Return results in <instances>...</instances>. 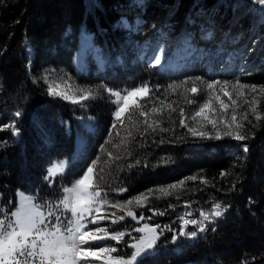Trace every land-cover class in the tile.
<instances>
[{
    "label": "trees",
    "instance_id": "trees-1",
    "mask_svg": "<svg viewBox=\"0 0 264 264\" xmlns=\"http://www.w3.org/2000/svg\"><path fill=\"white\" fill-rule=\"evenodd\" d=\"M256 13L252 0H146L143 4L136 0H0V205L11 201L14 207L18 191L38 195L42 203L57 201L62 188L83 174L85 162L72 163L63 178L53 180L47 179V169L55 161L72 160L77 119L92 116L101 131L92 160L97 161L95 183L111 194L109 200L123 201L154 186L185 181L170 190L171 195L149 194L147 207L132 206L138 213H165L159 222L177 233L185 204L199 211L219 202L227 209L203 236L193 243L182 242L181 248L169 242L173 232L165 234L145 264H263L264 118L257 121L245 103L236 115L246 140L193 137L179 124L180 110L188 117L186 123L192 124L196 105L187 101L202 103L207 95L205 83L223 76L209 73L200 64L161 72L148 62H134L137 47L156 41L161 31L166 32L163 43L168 56L202 23L213 31V39L223 38L217 35L220 30L241 33L243 40L237 47L246 53L259 40L248 54L250 65L240 81L264 87V21ZM123 20L131 30L121 26ZM83 31L92 35L109 60L104 73H95L91 67L87 74H77L74 57ZM214 43L205 41L213 50ZM45 76L49 81H69L77 96V89H90L95 99L83 101L82 107L50 96ZM143 84L152 91L140 103L149 112V123L158 122L155 131L147 128L139 111L126 114L118 125L121 122L113 119V97L105 91ZM193 84L200 90L195 96L187 91ZM153 107L158 113L151 112ZM255 107L264 117V99L256 101ZM231 114L229 109L228 121ZM13 124L19 135L9 127ZM205 131L212 132L211 125ZM244 145L249 152L243 151ZM191 176L197 179L188 180ZM122 187L127 188L126 194H114L113 189ZM106 211L123 215L115 209Z\"/></svg>",
    "mask_w": 264,
    "mask_h": 264
},
{
    "label": "snow or ice",
    "instance_id": "snow-or-ice-1",
    "mask_svg": "<svg viewBox=\"0 0 264 264\" xmlns=\"http://www.w3.org/2000/svg\"><path fill=\"white\" fill-rule=\"evenodd\" d=\"M255 2L262 6L260 11L264 13V0H255ZM160 63V58L156 57L155 65ZM44 82L47 84V92L50 96L59 97L72 104H79L83 107V101L95 99L96 94L90 89L79 88L76 90L80 93L79 96L75 92L69 95L67 89H70L71 85L67 80L63 83L49 81L45 76ZM205 88L207 98L202 103H198L194 99L187 101L190 105H196L190 117L193 123H186L188 117L181 109L179 113L180 126L187 128L193 137L202 140H220L225 136L232 137L237 141L246 140L248 137L240 132L243 125L237 120L236 107L238 104L237 100L233 98V92L237 96H241L245 95L244 89L257 92V86L242 84L239 80L235 82L214 80L206 83ZM105 91L114 98L111 103L116 106L113 115L117 122H121L122 125L126 114L130 115L133 111H139V115L145 118L143 123L147 128L156 130L158 122L153 120L149 123V112L143 110V105L140 103V100L147 97L152 91L148 84L130 90L116 91L105 88ZM187 91L195 96L200 90L193 84ZM259 92L264 94V87H260ZM222 97H227L231 104ZM245 103L249 105L257 121L264 118L256 113L255 100H246ZM230 107L233 110L231 120L228 121L227 114ZM158 111L156 107L151 109L152 113H158ZM172 111L175 109L173 108ZM20 115V111L15 113L16 117ZM243 118L247 119V113ZM220 124L224 125L223 129L219 127ZM208 125H211L212 132L205 131ZM9 127L13 129L14 135H19L15 124ZM86 128L90 130V126H86ZM112 128H116V123L112 124ZM160 131H166V129L161 128ZM128 136L131 137V131ZM109 142H111V138L106 141V143ZM101 151L104 149L101 148ZM243 151L249 152L247 145H244ZM108 155L110 159L113 158L112 153H108ZM70 163L69 161L54 163L48 169L49 177L56 174L63 178ZM136 163H140V161ZM96 165L97 161H93L79 178L70 185L64 186L62 195L55 202L45 201L42 203L39 201L38 195L18 191L14 207H12L11 201L8 205H0V264H145L147 259L156 254L164 231L173 232L169 241L172 244H176L180 237L194 239L198 233L208 231V225L213 224L226 211V207L219 202L214 203L209 212L201 210L199 218L189 219L192 213L186 211L178 216L180 222L178 233L168 225L161 228L159 224L151 225L149 223L133 226L131 231L105 226L104 221L106 220H110L112 226L120 224L126 218H131L137 224L146 219L150 220L151 217L146 218L143 214L137 216L132 206L147 207L149 194L153 190L149 189L148 193H141L123 201L109 200L107 193L95 183ZM226 174L221 173V176ZM187 179L195 181L197 177L191 176ZM200 182L208 183L203 179ZM184 183L185 181H180L178 184H170L156 191L171 195L170 190L180 188ZM233 188H235V184H233ZM115 191L123 194L128 190L122 187ZM169 207L173 206L169 205ZM185 207L190 208L191 205L185 204ZM107 209H115L122 212L123 215H117L116 211L107 212ZM164 214L163 212H153V215ZM189 225L195 230L189 231ZM211 230L215 231L216 229L212 227ZM133 232L139 235L133 236ZM126 236L131 237V240H125ZM117 245H121V247H117ZM125 249L131 251H125Z\"/></svg>",
    "mask_w": 264,
    "mask_h": 264
},
{
    "label": "rangeland",
    "instance_id": "rangeland-1",
    "mask_svg": "<svg viewBox=\"0 0 264 264\" xmlns=\"http://www.w3.org/2000/svg\"><path fill=\"white\" fill-rule=\"evenodd\" d=\"M136 1L138 2V4H143L146 2V0H136ZM252 1H253V5L255 6V11H257L255 17H258L259 20L264 21V13H262L260 11V8L262 6L259 5L258 3H256L255 0H252ZM139 23H140V21L137 20L136 25H138ZM121 26L126 27L128 30L132 29L130 24L125 20H123L121 22ZM165 33H166L165 31H161V34H160L159 38L156 39V41H154V42L148 41L144 45H142L141 47H137V52H136V56L134 58V62L135 63H137V62H148L150 65L157 67L159 69V71H161V72H168V71L177 72V71H181L184 69L192 68L196 64H198V65L200 64V65L204 66L208 70L209 73H212V74L218 75V76L219 75L223 76V78H220L221 81L228 80L230 82H235L236 80L240 81L242 74L246 73V71L248 70L247 68L250 65L248 54L252 53V51L254 50L256 45L259 43V40L256 39L254 44L251 46L252 49L248 50V53H246V50L245 51L240 50V48L237 47V45L240 43V41L243 40V36L241 33H235V32L227 33L226 32V34H225L220 30L217 35L218 36L222 35L223 38L213 39V31L210 30L209 27H207L201 23L199 25V31L197 33L191 32V33L186 34L181 39L180 45L178 47H176L170 55L167 56L165 54L166 46L163 43L164 37L166 36ZM86 34H88V33H86ZM86 39H87L86 41L91 40L92 45L87 46L84 50H80V45H79V50L77 51V53L75 54V57H74V65H75L77 74L78 75L87 74L91 67L94 68L95 73H97V72L104 73L107 69L108 64H109V60L104 57L101 48L93 42V38L87 37ZM210 40L215 41V43H214V46H216L215 50H213L211 48V46L206 47L205 41H210ZM86 49H88V50H86ZM81 52H82V54H81ZM156 57H159L161 60V63L159 65H155V58ZM79 59H81V60H79ZM118 65H121L120 60L118 61ZM240 82L242 84H245L242 81H240ZM205 85H206V83H205ZM205 85L203 87H205ZM248 85H250V84H248ZM126 89L130 90L132 88H122V89H119L116 91H123ZM67 90L69 92V95H71L73 92V89L70 88ZM204 91L207 92L206 88ZM243 91H244L245 95H241V96H237L236 93L233 92V98L237 100V104H238V107H236L237 111L239 109H242L246 100L247 101H252V100L259 101L261 99H264V94L259 92V88L257 89V92H251L250 89H244ZM144 98H146V97H144ZM206 98H207V95H206L205 99ZM222 98L226 102L231 104V102L228 100L227 97H222ZM216 107L218 108V105H216ZM114 108H116L115 105H114ZM229 109L233 110L232 107H230ZM114 111H115V109H114ZM113 117H114V115H113ZM113 119L115 120V118H113ZM77 121H78L77 122L78 128L76 130V136H75V140H76L75 144L76 145H75L74 154L72 156V160L71 161H69L68 159L58 160V161H55L54 163L59 162V161H69V162H71L69 165V167H70L72 163L76 164V163L85 162V168H84V171H85L86 168L92 164V160H93L94 154H95L97 139L100 137L101 131H100V127H99L97 119L92 117V116L80 117L77 119ZM120 124L121 123H119L118 125H120ZM86 126H90V130H89V128H86ZM53 164H51L50 166H52ZM49 167H48V169H49ZM69 167L65 170V174H66L67 170L69 169ZM48 169H47V179L48 180H53L56 177H60L56 174H53L51 177H49ZM170 184H175V183L171 182L169 184H162V185L154 186L152 190L154 193H161V192L156 191V190L161 188V187H167ZM176 184H178V183H176ZM113 190H114V194H117V195H124L127 193V192H124L123 194H119L115 191V189H113ZM147 191L144 193H148ZM110 196H111V194L107 193L108 199H110L109 198ZM154 211L158 212L157 210H143L140 213L135 211L137 216H139L140 214H143L146 218L151 217L150 220L146 219L144 221H141L140 224H137V222L131 220V218H126L125 221H123L120 224L115 225V226L111 225L110 220L104 221V224H105V226L115 227L117 229L124 230V231H131L133 226H140L143 223H149L151 225L159 224L161 226V228H163L165 225H162L159 222L161 220V218L163 217V215H153ZM186 211H190L192 213V216L189 217V219H193V218H199V212L201 210L195 211L193 207L186 208L184 205L182 214ZM203 211L209 212V211H211V208L205 209ZM226 211H227V209H226ZM226 211H225V213H226ZM225 213H224V215H225ZM222 217L216 219L215 222L220 220ZM205 223L207 224V222H205ZM188 230L192 231L195 229H193L192 226L189 225ZM167 233H169V231H164L161 238ZM132 235L138 236L139 234L133 232ZM203 235H204V233H198V236L194 239H189L186 237H180L178 239L177 243L173 244V245L177 246L178 248H181V246L183 245L182 242L193 243L198 237H201ZM125 240L130 241L131 237L126 236ZM112 243H115V242H112ZM117 247H121V245H117ZM125 251H131V250L125 249Z\"/></svg>",
    "mask_w": 264,
    "mask_h": 264
},
{
    "label": "bare ground",
    "instance_id": "bare-ground-1",
    "mask_svg": "<svg viewBox=\"0 0 264 264\" xmlns=\"http://www.w3.org/2000/svg\"><path fill=\"white\" fill-rule=\"evenodd\" d=\"M87 37H90V38H92V35L90 34V33H88V34H86V32H81V34H80V38H79V45H80V50H84L87 46H90V45H92V41L90 40H88V41H86L87 39ZM90 48V47H89ZM86 50H88V49H86ZM86 52V51H85ZM79 54V53H78ZM81 54H82V52H81ZM78 56V55H77ZM77 59V58H76ZM79 60H81V59H79ZM84 60V59H83ZM176 60V59H175ZM79 63V62H78ZM171 64V63H170ZM82 67V66H81ZM167 67V66H166ZM176 68V67H175Z\"/></svg>",
    "mask_w": 264,
    "mask_h": 264
},
{
    "label": "water",
    "instance_id": "water-1",
    "mask_svg": "<svg viewBox=\"0 0 264 264\" xmlns=\"http://www.w3.org/2000/svg\"><path fill=\"white\" fill-rule=\"evenodd\" d=\"M28 53H29V52H28ZM29 54H30L29 56H30V58H31V53H29Z\"/></svg>",
    "mask_w": 264,
    "mask_h": 264
}]
</instances>
